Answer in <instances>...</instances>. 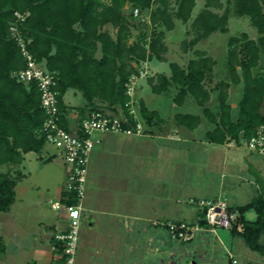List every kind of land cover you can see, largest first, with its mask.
I'll return each mask as SVG.
<instances>
[{
    "label": "trees",
    "instance_id": "16d2710c",
    "mask_svg": "<svg viewBox=\"0 0 264 264\" xmlns=\"http://www.w3.org/2000/svg\"><path fill=\"white\" fill-rule=\"evenodd\" d=\"M194 6L195 0H0V164L18 166L24 153H40L47 143L42 132L46 113L41 107L37 81L25 83L15 75L26 67L22 47L54 74L61 128L71 131L67 117L70 107L63 99L68 89L79 92L84 100L76 106L78 118L73 121L80 135L81 121L96 111L123 115L134 126L132 97L128 94L131 78L140 76L144 63L166 59L165 32L174 28L175 19L187 23ZM134 8L138 9L137 15ZM231 14L247 16L258 36L251 39L241 32L228 38V80H219L207 88L205 81L216 61L194 47L214 32L226 33ZM132 29H137L134 37ZM187 35L191 38L181 42L183 52L193 53L187 64L169 62L168 75L155 73L146 82L154 93L175 84L173 102L177 106L184 104L187 95L193 97L200 113L176 112L177 124L193 130L204 117L211 125L204 133L208 142L233 141L241 145L264 125V0H226L225 7L220 0H205L204 7L191 20ZM240 82L242 95L233 116L227 102L228 89ZM215 90L217 104L213 110L207 103ZM137 115L144 123L163 121L158 111L150 110L142 99ZM20 177L18 169L14 173L0 172V213L10 210ZM76 200L63 188L65 204ZM228 210L235 214L228 228L230 233L240 237L251 250L264 254L263 188L249 202L228 206ZM248 211L255 212L254 220L245 217ZM197 224L208 226L204 210H200Z\"/></svg>",
    "mask_w": 264,
    "mask_h": 264
},
{
    "label": "crops",
    "instance_id": "0c3cea01",
    "mask_svg": "<svg viewBox=\"0 0 264 264\" xmlns=\"http://www.w3.org/2000/svg\"><path fill=\"white\" fill-rule=\"evenodd\" d=\"M135 90L137 93L136 87ZM67 92L75 97L77 93L68 89L63 96L70 107L69 127L75 130L73 121L78 118L75 108L79 105L66 101ZM174 114L173 125L168 126L161 117L162 122L144 123L141 134L93 132L95 144L88 157L74 264H187L191 259L192 264H240L241 261L250 264L251 251L259 255L254 261L264 264V254L251 250L240 237L230 234L223 240L216 229L197 224L200 209L188 203L189 199L222 198L230 207L250 200L232 206L223 188L217 195L208 197L197 180L186 182L181 145L184 143L185 147L187 142V128L175 122ZM202 142L203 138L199 140ZM29 153L23 154L17 167H24ZM56 155L48 153L38 158L45 164ZM200 167V164L196 166ZM66 170L64 164V175ZM20 172V180L30 174V171L28 175ZM63 183L54 184L47 195L44 191L40 195V185L23 189L25 197L20 199L18 222L9 210L0 226L3 234L0 239L4 240L2 264L61 263L60 243L55 236L68 227L62 201ZM167 221H185L196 225L197 230L190 241H177L166 229ZM210 233L216 241L209 239ZM220 248L226 259L219 254Z\"/></svg>",
    "mask_w": 264,
    "mask_h": 264
},
{
    "label": "rangeland",
    "instance_id": "374dc122",
    "mask_svg": "<svg viewBox=\"0 0 264 264\" xmlns=\"http://www.w3.org/2000/svg\"><path fill=\"white\" fill-rule=\"evenodd\" d=\"M220 1L223 3V7H225L226 0ZM171 2L173 3L174 0H171ZM204 4L205 0H195V6L192 10L190 20L187 23H182L180 20L175 19L174 28L165 32V43L168 50L165 54L166 59L164 61L152 60L150 63L147 62L142 65L141 69L143 71L139 76L141 79L136 81V78H134L132 105L136 114H138L139 101L141 99L150 109L157 110L168 126L173 125V114L176 112L200 113V107L196 105L193 97L190 95H187L182 106L174 104L173 97L177 92L175 84L170 85L169 88L162 93H154L147 84L146 78L158 72H163L168 75L169 62L174 61L185 66L187 61L193 57L192 50L183 52L181 42L183 39L191 38V35H187L191 20L204 7ZM125 11H129V6L126 7ZM218 12L221 13L222 9ZM143 16H147L146 11L143 12ZM107 27L110 32H113L111 27ZM158 29L162 28L159 27ZM241 32L247 33L251 39H255L258 36L256 28L250 24L247 16H236L231 14L228 19V31L226 33L218 31L214 32L208 38L198 42L194 47V49L197 48L205 51L206 54L216 61L209 80L207 79L205 81V86L207 88L213 87L219 80H228L226 69L227 40L230 36L238 35ZM132 33L134 37L137 33V29H132ZM135 87L137 93H135ZM242 89L243 84L241 82L238 84H231L228 89L227 102L231 106V113L233 116H235L238 111V101L241 98ZM76 93L77 96L75 97L70 92H67L66 101L68 100L73 105L83 104L84 100L81 94L79 92ZM210 95L211 98L207 105L215 110L217 104V91H212ZM141 123L144 125V122ZM210 127L211 125L204 117H202V122L196 129L185 130L187 142L185 143V147L184 143H182L181 148L183 150L182 153L185 154L186 167L184 168V171L186 174V182H194L197 180V182L202 184L204 188V195H208V197H211L212 194H214V196L217 195L219 189L223 188V194L227 195L228 201L232 206L251 200L258 194L260 189L263 188L264 190V155H257L254 150H250L245 145V142H242L241 145H237L233 141L228 144H214L208 142L204 138V133L209 130ZM201 138H203V142L200 144L199 140ZM193 139L197 142L195 143ZM55 151L56 149L53 145L46 143L40 153H29L26 161L23 163V168L22 166H19V168L8 163L0 164V172L8 170L14 173V171L18 169L28 175V172L30 171V174L27 177L17 180L15 187V201L11 206L10 214L13 216L16 223L18 222V214L20 213V199L25 197L22 193L23 189L25 191V188L29 187V185H40V195H43L42 191L47 195L51 194L53 187L55 186L54 184H62L64 182V163L61 156L56 155L52 157L50 161L45 162V164L38 158L39 155L44 157L48 153H55ZM181 162L183 163L182 160ZM198 164L201 165L199 169L196 168V166L198 167ZM232 188L234 190L233 192H231ZM189 189L190 187H188V190ZM191 190L192 189H190V191ZM29 196L30 195H26V197ZM8 215L9 214H6V212L0 213V226L2 219L7 218ZM245 217L249 220H254L256 214L254 211H249L245 214ZM216 233L223 240H227L226 237L229 238L231 234L228 229L221 227L216 228ZM2 236L3 234L0 231V237ZM209 239L216 241V237L212 233L209 234ZM3 241L2 238L0 240L2 246L4 245ZM2 252L3 251L1 250L0 264H2L4 260ZM218 252L224 259H226L221 248L218 249ZM249 253V256L253 257V261H251L250 264H258L254 261L258 254L252 251ZM192 262L193 260L191 259L187 264H192ZM240 264H244V262L241 261Z\"/></svg>",
    "mask_w": 264,
    "mask_h": 264
},
{
    "label": "built area",
    "instance_id": "2783aa9c",
    "mask_svg": "<svg viewBox=\"0 0 264 264\" xmlns=\"http://www.w3.org/2000/svg\"><path fill=\"white\" fill-rule=\"evenodd\" d=\"M133 12L134 15H137L138 9L134 8ZM22 49L26 59V67L16 72L15 75L18 80L25 83L32 80L37 81L41 107L46 113L42 132L45 133L46 142L55 147V154L61 156L67 167L63 183L64 190L73 193L77 199L75 203L64 204L68 227L64 233L55 236L61 245L63 260L60 264H74L79 240L81 201L86 189L88 157L95 144L92 134L95 131L141 134L143 125L132 106L130 113L135 119L134 126H131L124 116L96 111L90 113L81 121V135L77 132V129L64 130L58 125L56 91L53 90L56 84L54 74L48 71L44 65L36 62L23 47ZM134 78H131V85L128 88V94L131 97L134 92ZM130 103H132V100ZM245 145L257 154L264 155V125L259 126L256 134L245 141ZM188 203L204 210V219L210 229L215 230L217 227L228 229L231 226L235 214L228 210L225 199H189ZM55 207L58 208L59 206L55 205ZM165 227L172 239L184 242L190 241L194 231L197 230L196 225L185 221H167ZM232 262L236 263V260L233 259Z\"/></svg>",
    "mask_w": 264,
    "mask_h": 264
}]
</instances>
